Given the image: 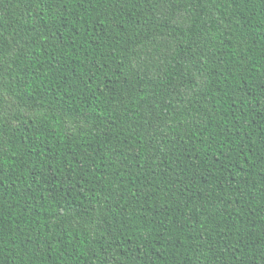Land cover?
I'll return each instance as SVG.
<instances>
[{
  "label": "trees",
  "instance_id": "1",
  "mask_svg": "<svg viewBox=\"0 0 264 264\" xmlns=\"http://www.w3.org/2000/svg\"><path fill=\"white\" fill-rule=\"evenodd\" d=\"M0 264H264V0H0Z\"/></svg>",
  "mask_w": 264,
  "mask_h": 264
}]
</instances>
